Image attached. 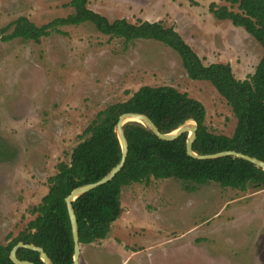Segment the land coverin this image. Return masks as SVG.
Wrapping results in <instances>:
<instances>
[{
    "label": "rangeland",
    "instance_id": "374dc122",
    "mask_svg": "<svg viewBox=\"0 0 264 264\" xmlns=\"http://www.w3.org/2000/svg\"><path fill=\"white\" fill-rule=\"evenodd\" d=\"M72 0H0V31L25 17L38 27L67 18ZM226 0H89L110 22L126 19L173 27L207 66L255 73L262 46L211 4ZM237 11V8L234 9ZM40 43L0 35V244L35 219L60 163H70L86 128L109 105L141 87H173L201 102L205 125L231 137L237 119L207 81H194L181 58L154 40L125 43L91 23L60 27ZM194 188V192L187 190ZM124 214L107 239L84 246L79 264H264V189L245 192L210 183L155 180L122 191Z\"/></svg>",
    "mask_w": 264,
    "mask_h": 264
},
{
    "label": "trees",
    "instance_id": "16d2710c",
    "mask_svg": "<svg viewBox=\"0 0 264 264\" xmlns=\"http://www.w3.org/2000/svg\"><path fill=\"white\" fill-rule=\"evenodd\" d=\"M231 7L213 3L210 12L217 20L231 21L244 29L264 49V0H226ZM89 0H72L74 13L42 27L25 17L17 19L14 31L1 40L15 39L40 43L42 38L59 32L60 27L91 23L101 34L132 43L154 40L172 49L181 58L188 78L210 82L227 101L237 126L231 137L215 135L205 125L204 105L169 86L141 87L123 103L109 105L81 136L74 148L70 163H60L57 174L49 178V191L31 210L34 220L26 230L7 245L0 244V264H14L10 259L13 248L19 244L43 248L52 264H73L75 243L66 199L77 188L93 184L107 176L122 159V147L116 126L122 115L137 113L148 116L159 131L173 133L187 122L198 126L193 151L198 155H211L234 151L264 162V56L255 73L238 80L229 64L205 65L201 57L173 27L162 22L132 24L126 19L110 22L106 17L88 8ZM237 8V11L234 9ZM129 153L121 172L109 183L81 196L74 203L78 220L81 246L107 239L113 224L123 216L122 191L132 184L155 180H180L185 183L207 185L215 183L224 189L241 192L249 188L264 189V170L243 159L223 157L198 160L187 154L188 134L175 141L159 139L137 122L124 126ZM194 192V188H187ZM17 256L22 261L44 264L40 253L21 248Z\"/></svg>",
    "mask_w": 264,
    "mask_h": 264
},
{
    "label": "water",
    "instance_id": "95a60500",
    "mask_svg": "<svg viewBox=\"0 0 264 264\" xmlns=\"http://www.w3.org/2000/svg\"><path fill=\"white\" fill-rule=\"evenodd\" d=\"M130 122H137L145 126L147 129H149L152 133H154L159 139L164 140V141H175L182 137L185 134H188V140L186 144L187 148V154L195 159L198 160H214V159H219L223 157H235L239 159H243L245 161H248L258 168H261L264 170V162L252 158L250 156L244 155L242 153H237L234 151H226V152H220L217 154H211V155H198L193 151V145L196 141L197 138V132H198V126L195 122H187L183 126H181L178 130H176L173 133H168L164 134L159 131L157 126L154 124V122L146 115L142 114H137V113H127L124 114L120 117L119 122L116 126V133L118 135L121 147H122V159L121 162L103 179L100 181L93 183V184H88L82 187H79L75 189L70 196L66 199L67 207H68V212L70 215L71 219V224H72V230H73V238H74V243H75V256H74V263L73 264H79L80 256H81V245L79 241V228H78V220L77 216L75 213V209L73 206V203L80 198L81 196L111 182L122 170L124 167L127 156L129 153V144L125 135V130L124 126L127 123ZM21 248H26L29 250H33L36 252L40 253V257L44 264H52L49 256L46 254L45 250L43 248L37 247L35 245H26L24 243H19L17 244L13 250L11 251L10 254V259L14 264H34L29 261H22L18 258L17 252Z\"/></svg>",
    "mask_w": 264,
    "mask_h": 264
},
{
    "label": "crops",
    "instance_id": "0c3cea01",
    "mask_svg": "<svg viewBox=\"0 0 264 264\" xmlns=\"http://www.w3.org/2000/svg\"><path fill=\"white\" fill-rule=\"evenodd\" d=\"M94 245V244H93ZM92 244L91 245H85V246H93ZM82 249H84V246H81V254H83L84 252H82Z\"/></svg>",
    "mask_w": 264,
    "mask_h": 264
}]
</instances>
